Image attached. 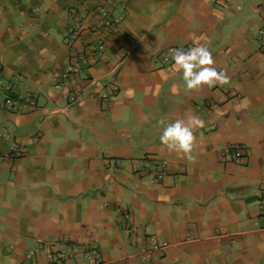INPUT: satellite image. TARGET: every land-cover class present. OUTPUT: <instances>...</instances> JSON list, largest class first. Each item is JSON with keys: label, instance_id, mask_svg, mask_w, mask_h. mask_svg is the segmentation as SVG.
<instances>
[{"label": "crops", "instance_id": "obj_1", "mask_svg": "<svg viewBox=\"0 0 264 264\" xmlns=\"http://www.w3.org/2000/svg\"><path fill=\"white\" fill-rule=\"evenodd\" d=\"M99 3L0 0L2 84L35 101L0 105V264H264V0H107L103 51ZM196 45L229 83L186 88L171 52ZM185 114L205 121L192 160L160 143Z\"/></svg>", "mask_w": 264, "mask_h": 264}, {"label": "clouds", "instance_id": "obj_2", "mask_svg": "<svg viewBox=\"0 0 264 264\" xmlns=\"http://www.w3.org/2000/svg\"><path fill=\"white\" fill-rule=\"evenodd\" d=\"M171 58L174 66L182 72L185 86L189 90L229 83V76L225 71L217 70L211 51L204 45H196L187 50L174 49ZM159 123L163 127L160 135L162 149L175 152L180 158L194 159L198 147L196 133L205 127V121L200 116L185 114L167 124L164 119Z\"/></svg>", "mask_w": 264, "mask_h": 264}, {"label": "built area", "instance_id": "obj_3", "mask_svg": "<svg viewBox=\"0 0 264 264\" xmlns=\"http://www.w3.org/2000/svg\"><path fill=\"white\" fill-rule=\"evenodd\" d=\"M107 0H99V16L96 22H93V24L89 27V29L97 30V29H103L106 32L107 36H104L97 45L98 51H103L106 49L107 43L109 41V35L111 32L118 26L120 23L122 16H113L109 14V12L105 8V2ZM88 11L87 4H82L79 7H71L68 10L69 15V22L66 30V40L69 44H73L78 38H80V33L84 30L83 29V20L81 17V14H85ZM264 32H262V35L260 33L259 39L261 41H264ZM83 59L87 60V56L83 55ZM81 60V59H80ZM80 60L75 61L74 63H70L68 65L67 73L71 74L76 72L80 68ZM168 58V62H169ZM1 73V68H0ZM15 78H17V74L14 75ZM14 79L12 81H9L7 84H2L1 75H0V105L3 108H12L16 110H22L26 105H33L35 103L34 98H31L30 96L24 97L20 93H14L11 91L12 82H14ZM114 89H116L114 87ZM79 90H75L72 95V100L75 101L80 96ZM15 147L12 146V149ZM228 153H233V159L235 162H239L242 158V152L241 150H237L233 152L232 146H228L227 148ZM156 165L158 166V171H160L156 177V180L159 181L162 179V164L160 162H157ZM148 251L154 252V253H161L163 252V245L156 242L151 241ZM91 255H94V264H105L103 260L100 257H96V250H92ZM33 254V251L29 252V255L31 256ZM77 255V254H76ZM73 252H66L64 250L58 251L54 254H51L49 256V261L51 264H73L71 262L72 259L76 256ZM86 255V254H85Z\"/></svg>", "mask_w": 264, "mask_h": 264}, {"label": "rangeland", "instance_id": "obj_4", "mask_svg": "<svg viewBox=\"0 0 264 264\" xmlns=\"http://www.w3.org/2000/svg\"><path fill=\"white\" fill-rule=\"evenodd\" d=\"M80 40V38H78L77 40H76V42L77 41H79ZM80 55V58H81V60H80V63H81V67L83 68V67H85L87 64H88V62H89V59H83V53L81 52V54H79ZM75 61H72V63H74ZM69 65V64H68ZM15 77L14 76H12V79H14ZM18 78H19V76L17 75V78H15V80H14V82L15 83H17L18 84V82H17V80H18ZM20 79V78H19ZM22 94V93H21ZM23 95V94H22ZM23 96H25V95H23Z\"/></svg>", "mask_w": 264, "mask_h": 264}]
</instances>
